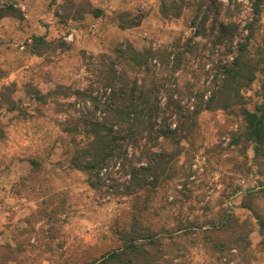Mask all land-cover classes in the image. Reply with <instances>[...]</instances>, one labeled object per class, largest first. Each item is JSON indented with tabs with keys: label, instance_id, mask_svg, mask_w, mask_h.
I'll list each match as a JSON object with an SVG mask.
<instances>
[{
	"label": "trees",
	"instance_id": "16d2710c",
	"mask_svg": "<svg viewBox=\"0 0 264 264\" xmlns=\"http://www.w3.org/2000/svg\"><path fill=\"white\" fill-rule=\"evenodd\" d=\"M250 1L252 17L244 22L235 19L230 7L237 10L234 0L227 5L211 1L216 21L206 36L205 0H159V13L165 19H178L193 6L194 24L202 13L197 31L203 33L201 40L176 38L167 45L142 49L123 41L110 53L82 51L80 58L90 75L84 87L57 85L43 92L28 85L31 100L63 114L56 124L61 136L69 139L68 167L85 174L86 183L95 190L134 197L128 222L113 229L118 246L81 264H189L193 249L203 252L207 264H264V32L259 29L264 0ZM54 2V17L63 26L87 15H105L90 0ZM9 8L0 9V20L22 18ZM142 17L122 11L115 21L125 31L138 27ZM52 44L44 34L33 35L24 51L41 58ZM59 45L65 42L59 40ZM187 56L197 57V64L190 65ZM181 69L187 73L179 83L176 74ZM8 75L0 68V79ZM257 80L258 99L251 103L245 91ZM15 93L14 82L0 86V140L5 137L2 112L25 113ZM215 111L237 122L228 132L227 148L235 149L240 158L235 159L237 173L256 180L251 186H232L226 196H239L236 208L246 211L248 218L241 219L222 200L217 208H200L201 216H184L179 210L171 221L166 218L154 226L152 218L166 208L168 193L165 190L163 202L158 203L152 194L176 179L186 190L195 139L201 133L199 117ZM30 164L39 166L36 160ZM115 169L118 177L113 176ZM142 192L146 193L141 196ZM255 230L259 241L254 247Z\"/></svg>",
	"mask_w": 264,
	"mask_h": 264
},
{
	"label": "rangeland",
	"instance_id": "374dc122",
	"mask_svg": "<svg viewBox=\"0 0 264 264\" xmlns=\"http://www.w3.org/2000/svg\"><path fill=\"white\" fill-rule=\"evenodd\" d=\"M90 1L92 4L95 1L93 5L100 7L105 15L63 26L54 17L57 7L54 0H0V9L11 6L22 16L0 20V68L9 72L8 77L0 79V86L15 83L14 97L21 101L25 112L21 115L17 110L3 111L1 115L5 130V137L0 140L2 264H81L89 261L118 246L113 229L116 224L128 222L134 199L110 195L104 189L95 190L86 183L85 174L68 167L66 146L69 139L61 136L56 124L63 114H58L52 105L31 100L26 93L28 85L43 92L57 85L84 87L90 75L80 58L82 51L94 55L110 53L123 41H130L142 49L167 45L176 38L193 36L195 41L202 38L203 33L197 31L203 14L200 13L192 24L193 6L185 8L180 18L169 20L160 15L159 0ZM211 1L227 5L229 0H205L209 6L204 25L206 36L215 20ZM234 3L237 10L234 11L233 5L230 7L235 19L250 20L251 1L234 0ZM122 11L129 12L131 17L143 16L141 24L125 31L115 29L112 23H116L115 19ZM259 25L260 32H264V10ZM43 34L52 40V49L41 58L29 56L24 51L25 42H30L33 35ZM59 40L65 45H59ZM202 40L206 41V38ZM187 60L190 65L197 64V57L187 56ZM186 73L187 70L181 69L176 74L179 83L186 79ZM259 85L257 80L245 91L251 103L258 99ZM236 123L231 115L221 111L200 115L201 133L192 150V175L186 190L183 191L176 179L152 194L158 203L163 202V192L167 190L168 193L166 208L160 217L152 218L154 226L166 218L167 222L171 221L179 210L184 216H201L200 208L205 205L217 208L222 200L224 206L234 207L241 219L248 218L246 211L236 208L239 196L226 197L232 186L247 187L256 183L255 178L237 173L235 159L240 158L235 149L227 148L228 132L236 127ZM31 160L39 163L38 168H33ZM113 176H119L116 169ZM176 189L182 190L181 193ZM175 198L180 201L173 203ZM251 241L254 247L259 241L256 230ZM192 252L189 264H207L203 252L194 249Z\"/></svg>",
	"mask_w": 264,
	"mask_h": 264
},
{
	"label": "crops",
	"instance_id": "0c3cea01",
	"mask_svg": "<svg viewBox=\"0 0 264 264\" xmlns=\"http://www.w3.org/2000/svg\"><path fill=\"white\" fill-rule=\"evenodd\" d=\"M93 4H95V1H94V3ZM97 5V4H96ZM25 9V8H24ZM106 13V12H105ZM89 18H92L90 15H87V16H85V18H84V20H88ZM112 25H115V29H118L119 30V28L117 27V24L116 23H112ZM125 33V32H124ZM125 35V34H124Z\"/></svg>",
	"mask_w": 264,
	"mask_h": 264
},
{
	"label": "built area",
	"instance_id": "2783aa9c",
	"mask_svg": "<svg viewBox=\"0 0 264 264\" xmlns=\"http://www.w3.org/2000/svg\"><path fill=\"white\" fill-rule=\"evenodd\" d=\"M13 6H15V5H13ZM23 9V8H22ZM72 35V34H71ZM71 35L69 36V37H71Z\"/></svg>",
	"mask_w": 264,
	"mask_h": 264
}]
</instances>
